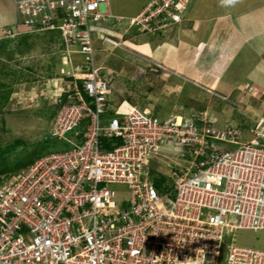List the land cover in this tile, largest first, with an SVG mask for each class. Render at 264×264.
<instances>
[{
  "label": "built area",
  "instance_id": "1",
  "mask_svg": "<svg viewBox=\"0 0 264 264\" xmlns=\"http://www.w3.org/2000/svg\"><path fill=\"white\" fill-rule=\"evenodd\" d=\"M191 1L150 0L130 25L168 30ZM102 3L109 0H15L18 26L59 29L64 65L72 54L83 64L61 70L73 80L61 78L68 87L58 102L64 93L67 101L51 131L70 146L0 181V264H222L226 234L264 230V115L242 141L239 130L209 126L207 111L163 119L152 107L117 105L95 57L91 24L111 16ZM166 143L183 158L155 173ZM116 184L128 187L120 203ZM224 262L264 264V247L233 241Z\"/></svg>",
  "mask_w": 264,
  "mask_h": 264
},
{
  "label": "rangeland",
  "instance_id": "2",
  "mask_svg": "<svg viewBox=\"0 0 264 264\" xmlns=\"http://www.w3.org/2000/svg\"><path fill=\"white\" fill-rule=\"evenodd\" d=\"M1 2L3 6L0 7V10L3 12L2 7L5 10V13H1L2 15L6 14L5 16L12 17L19 13L16 8L14 9L13 0H1ZM148 2L149 0H109L108 5L106 3L100 5V12L106 13L109 10L110 14L118 16L114 18L116 22L112 24V29L118 31L115 33L116 35H119V32L121 35V32L126 33L128 30L125 26L129 22L128 18L141 13ZM243 3L245 0H239L235 4L229 3L228 0H193L185 15L190 13L191 9L194 12L192 23L198 20L199 24L198 18H200L201 10L205 13L218 14L227 8L240 7ZM121 15L124 17H120ZM18 18L19 15L15 20L17 21ZM123 18L125 19L122 20ZM16 21L14 24L0 26V95L5 97L6 92H11L8 101L0 108V148L19 138L27 143L30 149L34 144L48 137L50 138L47 143L48 151L64 150L70 146L69 141L59 137H50L53 120L57 114L60 92L63 88L67 89L68 87L65 85V81L56 76L61 73L62 68L65 71H71L75 65L83 64L82 56L72 54V64L64 65L62 55L64 52L60 46V43L64 42V37L59 29L53 31L52 29L28 28L18 26ZM99 23L103 24V21L91 24L94 44L98 47L95 57L97 65L101 68L100 72L107 77L113 87L115 101L128 99L139 108L152 107L155 109L154 113L163 119L169 118L176 112L207 111L213 121L209 126L220 131H226L229 128L239 130L242 134V141L254 138L252 129L256 126L259 118L264 115V100L259 104L260 99L257 100L249 96L246 100L240 97L237 99L236 96L226 95L228 93L221 89L215 90L210 88L211 86L198 83L199 89L195 87L196 85L187 84V89L190 88L192 94L187 92L188 94L182 93L177 96L176 92L174 93V90L169 88L168 79L170 78L165 74V69L149 61L150 52L141 51L135 47V33L143 40H146L145 38L148 40L150 34L164 33L172 27L157 32H146L133 28L126 33L131 38L128 40L129 43L125 44L119 38L113 37L114 43L109 44L106 40L104 47L102 40H99L97 33L94 32ZM9 31L16 33L20 31L21 34L6 37L7 34L11 35ZM53 37L56 39L61 37L60 43L58 44V41L49 44L48 42ZM106 39L108 38L106 37ZM167 39L175 43L173 36L167 37ZM120 43L122 46L119 45ZM157 50L161 51L158 47ZM227 52L230 51L227 50ZM155 60L157 59L155 58ZM204 63L205 59H202L200 65L202 68H204ZM160 64L166 68L168 63ZM168 73L171 72L168 71ZM263 75L264 68L261 78ZM220 95L226 96L229 100L220 97ZM262 129H264V125ZM66 137L71 138V132H68ZM211 141L224 150L237 146L215 139H211ZM24 146L25 144L10 153L9 160L15 161L17 156L22 155L27 149ZM181 158H183V153L176 150L173 144L166 143L162 147L161 153L155 154L153 158L154 172L159 173V165H162L166 170L172 166L176 167L174 161L176 159L180 161ZM114 188L117 190L119 203L128 197L129 192L126 185L116 184ZM233 241L241 246L263 248L264 230L244 229L235 235L226 234L222 264L225 263L224 259Z\"/></svg>",
  "mask_w": 264,
  "mask_h": 264
},
{
  "label": "crops",
  "instance_id": "3",
  "mask_svg": "<svg viewBox=\"0 0 264 264\" xmlns=\"http://www.w3.org/2000/svg\"><path fill=\"white\" fill-rule=\"evenodd\" d=\"M13 3L15 9V0ZM1 6L3 5L0 0ZM1 9L3 12L0 10V26L14 24L15 11L14 16L8 17L1 14L5 13L3 7ZM201 11L199 24L198 20L192 23L194 12L190 9V13L184 15L183 21L172 26L169 31L150 34L148 40H143L135 33V47L150 52L149 61L152 64L168 63V70L165 72L170 78L168 87L174 90L177 96L182 93L192 94L190 88L187 89V84L196 85L195 87L199 86L198 84H206L215 90L227 92L226 95L236 96L237 99L240 97L246 100L248 96L260 99V104L264 100V75L261 78L264 68V0H245L242 6L227 8L218 14ZM113 16L111 14L108 19H103V24H97L98 28L94 31L104 47L106 40L109 44L114 43L113 37L126 44L131 39L126 35L127 31L135 28L128 22L125 25L128 29L126 33L121 32L120 35L119 32V35H116L118 31L112 29V24L118 16ZM120 23L122 24V21ZM172 36L175 43L167 39ZM119 45L122 46L121 43ZM95 48L98 49L96 46ZM202 59H205L204 68L200 66Z\"/></svg>",
  "mask_w": 264,
  "mask_h": 264
},
{
  "label": "trees",
  "instance_id": "4",
  "mask_svg": "<svg viewBox=\"0 0 264 264\" xmlns=\"http://www.w3.org/2000/svg\"><path fill=\"white\" fill-rule=\"evenodd\" d=\"M103 19H106V18H103ZM103 19L101 21H103ZM133 27L137 28L136 26H133ZM138 30H139V28H138ZM17 35H19V34H17ZM60 38L61 37H58L56 39L55 37H53L48 43L49 44L57 43L60 40ZM59 43H60V41L58 42V44ZM60 46L62 47V51L64 52L62 55L64 56L66 54L64 42L60 43ZM58 76H60V75L57 74L56 77H58ZM65 78L67 81L73 80V78L70 76H66ZM10 93H11L10 91L6 92L5 97H2L0 95V108L5 104L6 101H8ZM85 97H88V96L85 94ZM66 101H67V93H64V95L62 97V101L59 102L57 105L56 112L59 111V108ZM200 123H201V121H200ZM49 140H50V138L45 137L44 139L41 140V142H37L36 144H34L29 149L28 148L29 146L27 143H24V141L22 139L16 138L13 142L9 143L7 146L0 148V181L5 174L11 173V172H17V171L21 170L22 168L33 163L42 154L47 152L49 150V147L47 145ZM23 144H25L24 148L27 147L26 151L22 155L17 156V159L15 161L9 160L8 155L10 153L18 150L19 148H21V146H23ZM163 181H164V178H156L157 186L161 188V185H163Z\"/></svg>",
  "mask_w": 264,
  "mask_h": 264
},
{
  "label": "clouds",
  "instance_id": "5",
  "mask_svg": "<svg viewBox=\"0 0 264 264\" xmlns=\"http://www.w3.org/2000/svg\"><path fill=\"white\" fill-rule=\"evenodd\" d=\"M149 1H150V0H149ZM192 1H193V0H192ZM192 1H191V3H192ZM228 2L231 3V4H235V3H238L239 0H228ZM191 3H190V5H191ZM190 5H189V7H190ZM189 7H188L187 11L189 10ZM187 11H186V12H187ZM184 15H185V14H184ZM183 19H184V16H183ZM182 21H183V20H182ZM129 22H130V21H129ZM180 23H181V22H180ZM20 33H21L20 31H19L18 33L15 32V35H14V36H16L17 34H20ZM6 36H8V35H6ZM14 36H9V37H14ZM96 61H97V60H96ZM154 64L157 65L158 67H160V66H159V63H156V62H155ZM160 65H161V64H160ZM97 66L100 67L99 65H97ZM63 67H64V66H63ZM166 68H167V67H166ZM100 69H101V68H100ZM167 70H168V69H167ZM165 72H166V70H165ZM101 74L103 75V73H101ZM59 75H60V76H58V77H60V78H64V79L66 80L65 77H66L67 75H66L65 73H64V74H63V73H60ZM66 81H67V80H66ZM111 87H112V86H111ZM112 90H113V87H112ZM113 92H114V90H113ZM113 92H112V99H113V101H114L117 105H120L123 101H128V102L132 103V102L129 101L128 99H123V100H120V101H115V99L113 98ZM154 110H155V109H154ZM57 113H58V112H57ZM155 114H156V113H155ZM56 115H57V114H56ZM50 137H54V136H51V135H50ZM48 152H51V151H48ZM48 152H45L44 154H46V153H48ZM44 154H42L41 156H43ZM41 156H40V157H41ZM40 157H38V158H40ZM38 158H37V159H38ZM37 159H36V160H37ZM36 160H35V161H36ZM35 161H34V162H35ZM34 162H33V163H34ZM31 164H32V163H31ZM31 164H30V165H31ZM28 166H29V165H28ZM26 167H27V166H26ZM11 173H13V172H11ZM5 175H6V174H5Z\"/></svg>",
  "mask_w": 264,
  "mask_h": 264
}]
</instances>
